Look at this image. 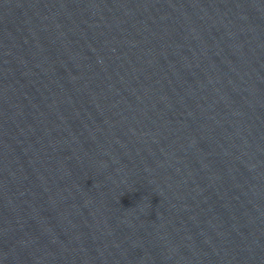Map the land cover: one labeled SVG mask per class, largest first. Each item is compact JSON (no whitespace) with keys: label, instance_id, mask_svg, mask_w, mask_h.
I'll return each mask as SVG.
<instances>
[{"label":"water","instance_id":"obj_1","mask_svg":"<svg viewBox=\"0 0 264 264\" xmlns=\"http://www.w3.org/2000/svg\"><path fill=\"white\" fill-rule=\"evenodd\" d=\"M0 264H264V0H0Z\"/></svg>","mask_w":264,"mask_h":264}]
</instances>
